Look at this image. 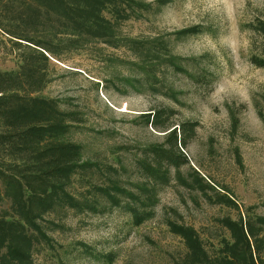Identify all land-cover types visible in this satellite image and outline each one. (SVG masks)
<instances>
[{
  "label": "rangeland",
  "instance_id": "rangeland-1",
  "mask_svg": "<svg viewBox=\"0 0 264 264\" xmlns=\"http://www.w3.org/2000/svg\"><path fill=\"white\" fill-rule=\"evenodd\" d=\"M122 2L103 12L110 33L93 35L35 0H0L5 95L76 113L64 138L82 146L71 174L46 183L44 161L0 151V218L34 238L24 264H181L189 246L175 227L193 229L213 261L235 242L229 224L245 227L264 264V0ZM167 128H184L187 162L159 178L143 165L169 145ZM31 184L47 188L35 203ZM137 206L152 216L137 223Z\"/></svg>",
  "mask_w": 264,
  "mask_h": 264
},
{
  "label": "trees",
  "instance_id": "trees-1",
  "mask_svg": "<svg viewBox=\"0 0 264 264\" xmlns=\"http://www.w3.org/2000/svg\"><path fill=\"white\" fill-rule=\"evenodd\" d=\"M123 0H35L38 4L37 10L44 7L48 15L59 19L66 20L65 24H73L79 32L92 33L99 35L110 33L111 27L108 29L103 14L109 6L116 5L120 8L123 6ZM127 4H131L129 0H125ZM123 3V4H122ZM77 32V31H74ZM258 63L264 66V53L258 57ZM12 83V82H11ZM8 81H0V124L3 131L0 132V151L5 156L23 157L35 156L39 161H44L45 166L39 172V180L46 182H58L66 178L72 172V167L81 160L82 146L77 142L66 140L64 137L71 129V123L77 121L76 113H69L57 108L54 103L47 100H32L28 104H17L12 98L6 96L5 93L13 87ZM11 88L8 89L7 87ZM161 114L151 112L147 116V122L159 127ZM188 127L186 132L194 129L193 126ZM183 131L184 128L182 129ZM170 143L161 149L153 147L152 150L157 160L153 164H144L143 167L150 175L164 178L163 165H172L177 169L181 164L187 162V158L183 151H180L179 145L186 142V136L182 132H178L177 128L165 129ZM185 137V138H184ZM38 181V180H37ZM5 187L8 196L12 199L20 201L23 197L24 190L12 179L5 180ZM39 182V181H38ZM43 183V184H44ZM35 187L30 185L31 196L29 200L38 201V195L46 193V186ZM23 188V187H22ZM120 190L118 186L114 187ZM149 189V188H147ZM112 190V189H111ZM150 190V189H149ZM147 191V190H146ZM50 195L57 194L55 187L52 188ZM111 200L115 203L116 198L109 193ZM139 199H143L139 196ZM151 201V198L146 199ZM43 209L46 205L42 204ZM22 210V209H21ZM133 218L137 223H141L152 216L149 211H143L140 207H131ZM32 224V222H30ZM249 235L255 236L252 229L253 225L248 222ZM233 230L235 242L225 244V249L219 258L213 261L207 257L202 242L196 232L191 228L175 227L176 231L186 237L189 246V256L181 264H256L254 255L251 251V242L248 238L244 226L238 224H229ZM34 238L25 231L19 221L0 218V261L24 264L30 260L31 247Z\"/></svg>",
  "mask_w": 264,
  "mask_h": 264
}]
</instances>
